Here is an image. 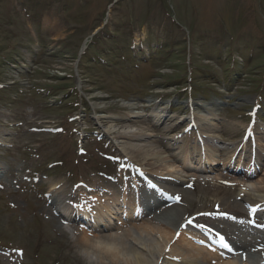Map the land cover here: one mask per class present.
Here are the masks:
<instances>
[{"label":"rangeland","instance_id":"374dc122","mask_svg":"<svg viewBox=\"0 0 264 264\" xmlns=\"http://www.w3.org/2000/svg\"><path fill=\"white\" fill-rule=\"evenodd\" d=\"M192 111L212 112L211 128L191 127ZM128 113L131 128L118 120L107 131L108 117ZM125 130L147 133L156 155L122 151L114 137ZM196 131L219 155L254 145L259 163L239 169L263 193L238 191L264 199V0H0V264H97L74 245L85 223L75 211L95 191L111 196L127 168L134 187L179 177L177 194L137 225L162 207L195 210L202 197L232 206L211 195L222 183L205 187L172 156L197 145ZM52 184L72 203V226L54 208Z\"/></svg>","mask_w":264,"mask_h":264},{"label":"bare ground","instance_id":"6f19581e","mask_svg":"<svg viewBox=\"0 0 264 264\" xmlns=\"http://www.w3.org/2000/svg\"><path fill=\"white\" fill-rule=\"evenodd\" d=\"M192 114L194 113L192 112ZM212 114V112H208L202 117H196L194 114L193 118H197L200 128H211L208 121L212 118ZM162 115L158 113L155 114V117L160 119ZM130 116L131 113L108 117L110 120L106 125L107 131L113 130L117 125L114 121L118 120L125 122L124 128H131L126 123ZM163 117L166 118V115L164 114ZM114 142L122 151L126 152L130 149L136 152V155L133 154L134 158L141 155L144 157L143 159H146L156 155L153 146L148 143V135L145 132L134 133L125 130L114 137ZM208 145L213 148L212 144L207 143ZM194 151L196 150L194 149ZM235 151L232 150V153L225 156L223 165L229 164ZM193 153L191 151L190 156ZM211 154H206L207 159L209 156L210 162H221L217 154L213 152ZM172 156L180 161L184 159L185 167L193 170L188 172V176L191 174L193 177H198L205 187V182L210 180L222 183L224 187L213 188L215 192H212L211 195L216 199L233 198L232 206L222 207L221 201L214 205L210 198L202 197V201L195 210L191 208L183 210L178 206L162 207L149 216L145 224L137 225L136 222L141 214L159 206L161 197H164L160 194L161 192L170 196L177 194L173 190L176 189L174 184L179 181V177L175 179L158 175L160 182L145 185L139 182L138 188L135 189L131 185L130 175H127L125 179H118L112 185L118 189H115V195L120 194L122 201H125L121 205L128 203L127 194L132 195L133 199L131 200L134 208L132 210L122 208L123 206L120 208L115 204L116 202L112 205L111 200L113 201V199L109 196L105 198V194L94 193L89 199L92 201L86 207L91 209L94 204L98 203L92 210H95L93 215L99 219V225H93L95 229H91V224L89 227H74L76 234L74 245L85 253L93 254L97 264H264L263 230L255 224L235 223L229 218V216L239 217L246 211L253 210L264 215V199L249 201L246 193L238 191L240 186L253 194L255 193L258 197L262 195L263 191L253 186L254 179L250 178L251 173L226 169L225 173L217 174L216 177L212 175L215 166H208L191 158L188 160L186 156H179L177 153ZM240 158L238 157V159ZM159 162L163 163L164 159L157 160V163H153L154 166H159ZM147 165L152 166L151 164ZM141 166L143 167V164ZM126 170H120L119 175L126 174ZM146 170L145 168L144 171L147 172ZM187 182L191 183L192 180ZM60 188L61 186L55 187V184H52V190L56 191L53 192L52 201H54L53 205H56L54 208L57 209L58 216L67 219L73 214V218H76L75 210L69 212L70 203L68 204L66 201L65 207L61 204V198L56 197L57 190ZM71 196L72 194H68L67 198H71ZM107 200V204L102 205ZM221 215L224 216L221 217ZM189 222L198 226L199 231L185 229L184 225Z\"/></svg>","mask_w":264,"mask_h":264}]
</instances>
